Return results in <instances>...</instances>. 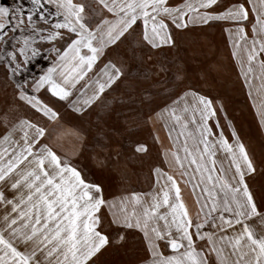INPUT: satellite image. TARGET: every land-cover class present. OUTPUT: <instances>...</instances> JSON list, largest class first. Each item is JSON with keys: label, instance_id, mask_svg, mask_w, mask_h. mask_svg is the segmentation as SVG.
I'll return each mask as SVG.
<instances>
[{"label": "snow or ice", "instance_id": "obj_1", "mask_svg": "<svg viewBox=\"0 0 264 264\" xmlns=\"http://www.w3.org/2000/svg\"><path fill=\"white\" fill-rule=\"evenodd\" d=\"M240 96L264 136V0H0V264H264Z\"/></svg>", "mask_w": 264, "mask_h": 264}, {"label": "rangeland", "instance_id": "obj_2", "mask_svg": "<svg viewBox=\"0 0 264 264\" xmlns=\"http://www.w3.org/2000/svg\"><path fill=\"white\" fill-rule=\"evenodd\" d=\"M7 3H11V0H5ZM226 35L221 34L219 27L208 30L205 36L201 37L199 41L193 45L196 49L197 58L200 61L198 67L208 69L210 66H214V61L217 58L223 59L226 55L225 43ZM240 102L230 109V113L235 117L236 124L241 130L242 136L245 142L248 144L251 152L257 157V159L264 156V136L262 138L255 130V125L252 120V116L249 114L248 109L244 107V97H239ZM155 158V150L153 157L145 158L143 161V166L141 167L140 162H134L137 172L142 173L139 178L136 175H132L128 183L132 187H142L143 186V175L148 172V167L152 160ZM107 180L111 181L113 177L106 175ZM260 229L261 225H257Z\"/></svg>", "mask_w": 264, "mask_h": 264}, {"label": "crops", "instance_id": "obj_3", "mask_svg": "<svg viewBox=\"0 0 264 264\" xmlns=\"http://www.w3.org/2000/svg\"><path fill=\"white\" fill-rule=\"evenodd\" d=\"M162 135H163V133H162ZM262 138H263V136H262ZM250 151H251V148H250ZM185 199L188 201L189 205L191 206L192 198H191V196H190L188 191H185ZM261 228H264V226L261 225Z\"/></svg>", "mask_w": 264, "mask_h": 264}]
</instances>
